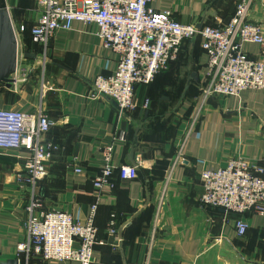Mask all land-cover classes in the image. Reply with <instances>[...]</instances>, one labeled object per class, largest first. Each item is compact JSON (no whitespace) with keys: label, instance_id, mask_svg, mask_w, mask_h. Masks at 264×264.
I'll list each match as a JSON object with an SVG mask.
<instances>
[{"label":"crops","instance_id":"1","mask_svg":"<svg viewBox=\"0 0 264 264\" xmlns=\"http://www.w3.org/2000/svg\"><path fill=\"white\" fill-rule=\"evenodd\" d=\"M238 1L150 0L149 5L170 10L181 23L218 26L231 18ZM0 4L18 40L15 80L10 87L0 85V107L34 112L41 105L52 121L46 138L57 147L33 193L23 179L27 152L0 149V261L18 257L28 264L17 245L26 240L33 198L44 210H66L82 221L97 202L92 264H264V213L204 205L199 176L205 167L240 156L262 167L264 177V89L204 97L207 56L196 35L181 44L167 69L135 87V107L119 115L113 100L92 91L94 78L112 73L117 62L95 25L74 22L70 30H56L43 57L42 46H26L20 30L36 23L37 0ZM248 20L264 28V0L252 1ZM20 47L22 56L35 57L23 56L22 62ZM242 48L264 61V46L244 42ZM179 141L183 159L172 164ZM107 145H112L115 166L138 159V175L122 180L114 173V187L98 190L92 180ZM111 214L114 233L108 230ZM238 218L248 225L243 235L235 231ZM30 264L77 263L32 257Z\"/></svg>","mask_w":264,"mask_h":264},{"label":"built area","instance_id":"2","mask_svg":"<svg viewBox=\"0 0 264 264\" xmlns=\"http://www.w3.org/2000/svg\"><path fill=\"white\" fill-rule=\"evenodd\" d=\"M252 1L239 0L227 23L202 24L198 28L195 23L177 21L170 10L154 9L150 0H37L39 16L30 28V35L33 42L42 46L44 57L48 40L56 30H70L74 22L95 25L103 47L116 53L117 62L112 73L94 78L92 91L113 100L119 115H125L135 107V87L148 84L155 74L167 69L177 57L182 41L196 35L207 56L201 88L204 97L237 96L243 89H264V61L249 57L242 48L244 42L264 46L263 26L248 20ZM143 104L146 106L148 99ZM51 124L41 105L34 112L0 107V149L27 152L23 179L32 193L36 182L46 174L47 162L57 148L46 138ZM191 126L184 133L186 138ZM181 146L179 141L172 164L183 159ZM111 151L112 145L104 148L100 173L92 180L98 190L114 187L111 180L114 173L122 180L138 175V159L115 166ZM80 170L74 168L76 172ZM262 173V167L240 156L229 158L223 166L205 167L199 174L200 201L238 214H263ZM28 210L27 237L17 245L18 254H23L26 261L32 256L46 262L93 263L98 243L94 223L97 202L90 205L83 221L66 210H44L33 198ZM234 227L237 235H243L248 225L238 218ZM108 230L116 231L114 214L110 216Z\"/></svg>","mask_w":264,"mask_h":264},{"label":"water","instance_id":"3","mask_svg":"<svg viewBox=\"0 0 264 264\" xmlns=\"http://www.w3.org/2000/svg\"><path fill=\"white\" fill-rule=\"evenodd\" d=\"M200 28L201 23L196 25ZM23 56L35 57V53L24 52ZM18 64V40L8 10L0 4V85L10 87ZM132 159V152L129 154ZM0 264H20L18 257L0 261Z\"/></svg>","mask_w":264,"mask_h":264},{"label":"trees","instance_id":"4","mask_svg":"<svg viewBox=\"0 0 264 264\" xmlns=\"http://www.w3.org/2000/svg\"><path fill=\"white\" fill-rule=\"evenodd\" d=\"M235 7H236V6H235ZM234 11H235V10H234ZM233 14H234V12H233ZM228 21H229V20H228ZM228 21H227V22H228ZM22 34H23V38H24V41H25V43H26V46H29L31 42L35 44V42H33L32 39H31L30 28L27 30L25 27H23ZM185 40H189V39H185ZM185 40H183L182 43H183ZM36 44H37V43H36ZM28 49H29V47L27 48V50H28ZM41 179H42V178H41ZM39 181H40V180H38V181L36 182V185H38V182H39ZM36 185H35V187H36ZM114 217H115V214H114ZM31 260H32V257H28V264L31 263Z\"/></svg>","mask_w":264,"mask_h":264},{"label":"rangeland","instance_id":"5","mask_svg":"<svg viewBox=\"0 0 264 264\" xmlns=\"http://www.w3.org/2000/svg\"><path fill=\"white\" fill-rule=\"evenodd\" d=\"M192 39V38H191ZM21 49H22V47H20V54H19V57H20V60H22V62H24V60H23V56H22V53H21Z\"/></svg>","mask_w":264,"mask_h":264}]
</instances>
